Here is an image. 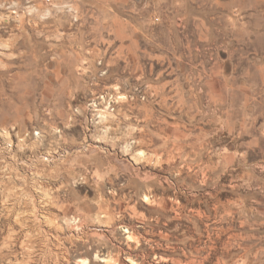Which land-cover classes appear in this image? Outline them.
I'll use <instances>...</instances> for the list:
<instances>
[{
    "label": "rangeland",
    "instance_id": "obj_1",
    "mask_svg": "<svg viewBox=\"0 0 264 264\" xmlns=\"http://www.w3.org/2000/svg\"><path fill=\"white\" fill-rule=\"evenodd\" d=\"M257 5L264 9L252 0H0V264H264V162L226 166L203 135L181 131L178 149L156 151L119 103L85 138V104L125 76L124 55L81 97L65 78L72 60L60 66L42 30L83 22L115 48L135 43L147 83L161 73L189 94L197 118L180 121L200 133L213 59H225L227 76L246 72L264 85V34L250 33ZM139 81L122 89L146 101Z\"/></svg>",
    "mask_w": 264,
    "mask_h": 264
},
{
    "label": "crops",
    "instance_id": "obj_2",
    "mask_svg": "<svg viewBox=\"0 0 264 264\" xmlns=\"http://www.w3.org/2000/svg\"><path fill=\"white\" fill-rule=\"evenodd\" d=\"M252 2L264 4V0H252ZM257 7L258 5L255 8ZM258 12V15L255 14L260 19L258 29H253L250 33L260 36L264 34V9ZM42 30L46 38L52 39L54 46L62 54L58 58L59 65H64L63 61L66 64L72 60V73L69 72L70 76L66 75L65 78L71 77L78 81L77 88L81 97H89L93 89L89 81L100 84L105 82L112 64L122 57L120 55L122 52L125 76L111 78L109 91L114 89L115 93L126 96L120 100L117 112L123 109L124 113L128 114L129 111L138 121L139 139L144 141L154 139L156 151H160L161 147L168 143L172 148L178 149L181 131L183 138L203 135L210 151L213 146L217 147L220 162L226 166L236 161L264 162V85L255 86L251 80L252 74L245 72L227 76L224 69L225 59L220 57L213 59L205 81L206 98L210 109L203 117L206 125H198L201 128L199 133L196 126L180 121L182 115H186L189 122L197 118V115L190 110L191 106L195 107L194 101H189V94L176 89V82L173 79L163 81L161 73L156 74L158 79L154 83H147L148 70L137 52L138 47L135 43L126 42L115 48L112 41L100 39L98 35L92 33V29L85 30L83 22L66 28L43 27ZM121 45H123L122 51H120ZM256 64L260 65L259 62ZM263 64L264 61L260 66L263 67ZM261 76L264 77V74ZM131 78H138L139 84L144 86L142 94L146 95V101L140 100L139 97L130 99V92L122 89L121 82ZM232 81L236 82L232 83ZM100 90L103 89H97ZM77 107L84 108L83 104ZM149 123L154 124L150 128L151 134Z\"/></svg>",
    "mask_w": 264,
    "mask_h": 264
},
{
    "label": "built area",
    "instance_id": "obj_3",
    "mask_svg": "<svg viewBox=\"0 0 264 264\" xmlns=\"http://www.w3.org/2000/svg\"><path fill=\"white\" fill-rule=\"evenodd\" d=\"M122 94L115 92H101L91 98L86 104L84 111V137L89 138L95 130V127L104 119L108 118V114L115 111L116 105L122 99ZM76 113H80L79 109H75Z\"/></svg>",
    "mask_w": 264,
    "mask_h": 264
},
{
    "label": "bare ground",
    "instance_id": "obj_4",
    "mask_svg": "<svg viewBox=\"0 0 264 264\" xmlns=\"http://www.w3.org/2000/svg\"><path fill=\"white\" fill-rule=\"evenodd\" d=\"M82 264H90L87 259H81Z\"/></svg>",
    "mask_w": 264,
    "mask_h": 264
}]
</instances>
